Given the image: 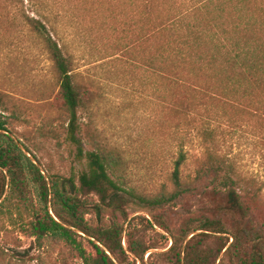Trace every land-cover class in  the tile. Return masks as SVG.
<instances>
[{
    "label": "trees",
    "instance_id": "1",
    "mask_svg": "<svg viewBox=\"0 0 264 264\" xmlns=\"http://www.w3.org/2000/svg\"><path fill=\"white\" fill-rule=\"evenodd\" d=\"M17 1L30 4L22 15L53 64L66 139L84 168L68 178L49 175L47 180L10 135L5 116L9 103L0 92V214L8 226L33 238L39 247L48 243L68 246L81 264H116L111 255L118 264L130 260L154 264L155 259L163 264H217L231 240L219 264H264V182L244 176L235 156L220 150L219 137L225 125H241L240 114L264 130V0H130L134 18L145 17L147 35L164 40L160 49L168 69L165 75L170 81L176 78L182 87L176 101L183 115L205 109L199 113L203 155L194 176L185 173L189 156L181 150L169 176L172 189L155 196L141 194L129 184V166L120 151L93 137L92 148H86L81 114L88 99L75 82L76 61L59 32L47 22L46 1ZM211 8L216 9L212 12ZM204 10L207 17L216 14L221 21L209 20L202 26L196 19ZM208 76L216 80V86L201 83ZM198 98L222 102L230 113L213 116ZM47 131L55 133L51 125ZM200 196L209 197L217 212L171 228L168 209ZM137 210L148 211L156 226L172 236L171 248L150 254L148 262L149 250L167 246L147 242V230L155 231V227L147 217L137 216L133 221L141 222L142 228L130 226L126 234V247L136 257L127 253L122 242L125 223ZM199 230L204 232L185 245L188 236Z\"/></svg>",
    "mask_w": 264,
    "mask_h": 264
},
{
    "label": "rangeland",
    "instance_id": "2",
    "mask_svg": "<svg viewBox=\"0 0 264 264\" xmlns=\"http://www.w3.org/2000/svg\"><path fill=\"white\" fill-rule=\"evenodd\" d=\"M45 1L47 22L55 27L72 53L76 61L75 82L88 99L81 114L86 148H92L89 142L93 137L120 151L129 166V184L146 196L172 189L169 176L181 150L189 156L185 173L194 176L203 155L199 129L203 126L200 114L205 109L187 117L180 110L176 100L182 87L175 82L176 78L170 81L165 75L168 69L160 49L163 38L147 35L145 17L134 18L130 0ZM26 9H30L27 1L0 0V92L9 103L5 116L11 134L29 148L48 178H68L83 170L84 165L66 139L59 80L48 53L26 25L22 15ZM206 13L202 11L196 22L205 26L209 20L221 21L222 17L211 14L210 18ZM225 13L222 15L226 16ZM203 82L217 84L209 76ZM198 101L209 107L213 116L230 113L222 102L199 98ZM240 115L241 125L224 126L223 136L219 135L220 150L235 156L244 176H255L264 182V130L252 118ZM49 125L55 133L48 134ZM214 212L216 204L209 197L200 196L168 209L167 220L176 229L183 221L212 217ZM137 216L147 217L155 227V231L147 230V242L167 246L149 250L145 255L148 262L150 254L165 253L171 248L172 236L156 226L148 211L131 212L122 242L133 259L136 256L126 247V234L130 226L142 228L141 222L133 221ZM5 218L0 214V264H81L68 246L48 243L39 247L33 238L8 226ZM203 232L194 231L185 245L192 235ZM153 263L163 264L158 259Z\"/></svg>",
    "mask_w": 264,
    "mask_h": 264
},
{
    "label": "water",
    "instance_id": "3",
    "mask_svg": "<svg viewBox=\"0 0 264 264\" xmlns=\"http://www.w3.org/2000/svg\"><path fill=\"white\" fill-rule=\"evenodd\" d=\"M15 140H17L12 134H10ZM18 141V140H17ZM18 144H19V147L22 149V151L31 159V161L32 162H34L39 168H40V170H41V172L44 174V176H45V178L47 179V180H49V178H48V175L45 173V171L41 168V166L37 163V161L35 160V157L34 156H32L31 154H30V152L25 148V146H23L22 144H21V142L20 141H18ZM2 201H3V199H2ZM50 211H52L51 210V206H50ZM63 226H65V227H67V228H70V229H72V230H74L75 232H77V233H80V234H82L79 230H77V229H74V228H72V227H70V226H68V225H65V224H63ZM84 236H86V237H88V238H90L91 240H93L91 237H89V236H87V235H84ZM192 236H194V235H192ZM191 238V237H190ZM97 244H99V242H97L96 240H94ZM104 249H105V247H103ZM107 252H108V250L107 249H105ZM109 253V252H108ZM111 258L114 260V258H113V256L111 255ZM115 261V260H114Z\"/></svg>",
    "mask_w": 264,
    "mask_h": 264
}]
</instances>
